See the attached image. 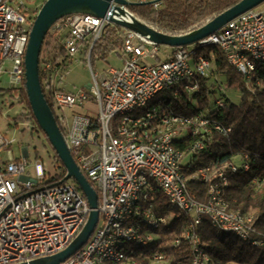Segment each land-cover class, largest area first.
Listing matches in <instances>:
<instances>
[{
  "label": "built area",
  "instance_id": "obj_1",
  "mask_svg": "<svg viewBox=\"0 0 264 264\" xmlns=\"http://www.w3.org/2000/svg\"><path fill=\"white\" fill-rule=\"evenodd\" d=\"M127 3L151 2L158 8L161 0H123ZM42 2L37 0H0V90H19L24 85V54L30 33L29 16L38 11ZM111 27L122 38L118 51L119 68L107 66L92 73L93 83L87 90L60 91L53 94V104L65 128V143L79 171L88 180L98 197V221L87 242L61 264H96L95 255L114 234H107L108 220L126 210V202L137 192H130L132 176L139 169H147L156 177V197L159 194L170 207L189 217L184 231L178 237H168L173 213H162L155 207L154 196L148 192L149 209L139 210V218L156 220V252L148 254L156 262L172 263L163 248H178L185 243L190 264H208L209 258L196 229L204 217L211 227L221 233L233 234L243 242L260 246L251 239L254 229L252 216L228 212L221 196L228 186L227 172H247L246 157H234L221 168L210 164L185 176L183 169L191 162V153L200 151L198 141L191 153L185 155L174 147L187 134L211 135V130L226 134L229 128L212 120L211 115L225 108L222 97L216 98L209 108L190 116L167 108V99L181 94L188 97L199 93L200 79L213 75L211 63L199 50L217 47L227 64L248 79L257 63H264V8H253L225 24L214 34L194 44L182 47L156 45L143 36L119 28L108 21L91 15L74 14L57 21L52 33L67 30L68 36L60 43L68 58H74L82 43L92 44ZM89 58V53H88ZM152 61V62H150ZM41 70L47 73L50 65ZM61 68L55 71L58 74ZM156 93V122L143 119L128 122L117 119L121 130L129 131V139H121L107 126L109 113L119 108H134L144 96ZM165 96L158 99L159 94ZM94 111L96 116H89ZM68 113H72L68 121ZM156 124V131H155ZM14 138L0 132V264L27 263L62 251L81 231L90 208L75 183L61 180L46 185L43 164L34 163V178L26 171L28 154L14 158L10 147ZM26 150V149H25ZM5 156L3 159L2 156ZM239 158V163L234 162ZM204 183L206 201H198L187 188L188 180ZM256 179L252 183L258 185ZM264 183V181H263ZM139 185H145L139 182ZM138 189V187H137ZM21 198L29 199V206H21ZM8 204H15V213H8ZM157 206V205H156ZM127 231L128 226H117L115 234ZM119 264V262H118Z\"/></svg>",
  "mask_w": 264,
  "mask_h": 264
},
{
  "label": "trees",
  "instance_id": "obj_2",
  "mask_svg": "<svg viewBox=\"0 0 264 264\" xmlns=\"http://www.w3.org/2000/svg\"><path fill=\"white\" fill-rule=\"evenodd\" d=\"M239 1L164 0L157 9L151 5L131 6L127 9L134 18L155 31L167 36H181L202 27ZM67 36V30L49 32L44 38L39 55V80L42 91L63 137H65V128L54 107L53 94L56 90H65L57 89L53 85V76L57 69L66 70L72 62V58L67 57L60 45ZM90 45L91 40L88 39L82 43L80 50L86 56L89 53V62L91 64L95 61L107 63L111 55H118L122 47V38L114 28L107 27L101 37L92 44L91 50H89ZM199 53L211 63L213 75L200 79L199 93L192 97L181 94L176 99H167L164 105L177 114L190 116L209 108L216 99V93L223 86L226 91L234 92L238 100L234 102L221 95L226 106L221 111L213 113L211 118L224 130L229 128L230 131L223 134L211 128L209 129L211 135L205 139L199 134H187L177 140L174 147L187 155L195 148L198 141L203 143L200 151L191 153V162L182 170L185 176L210 164H217L221 168L234 157H246L248 171L227 172L229 182L221 199L228 212L252 216L251 225L254 232L251 239L260 241L262 245L253 246L249 242L241 241L233 234L221 233L211 227L206 217L202 219L196 231L208 255V264H264V63H257L249 78L245 79L240 72L227 64L217 47H204L199 50ZM44 63L50 65L47 73L41 70ZM219 79L222 81L219 82ZM0 95H8L13 100L12 104L23 107L24 112L16 115L15 119L31 123V135L42 134L45 138L50 148L53 169V173L48 174L43 167L46 175L45 183L46 185L58 183L63 179L66 171L31 113L25 80L21 89L0 90ZM157 102L158 100L155 99L152 104L156 105ZM253 179L261 182L256 185L252 183ZM70 181L75 183L73 180ZM186 185L189 192L195 195L196 200L206 201L207 186L204 183L191 179L186 182ZM76 188L79 190L77 186ZM153 202L162 213H173V224L169 229L168 237H178L189 222V217L170 207L159 194L156 197L155 193ZM161 251L167 253L172 263L190 264L185 243H181L178 248H163ZM135 260L138 264H149L147 259L137 255Z\"/></svg>",
  "mask_w": 264,
  "mask_h": 264
},
{
  "label": "water",
  "instance_id": "obj_3",
  "mask_svg": "<svg viewBox=\"0 0 264 264\" xmlns=\"http://www.w3.org/2000/svg\"><path fill=\"white\" fill-rule=\"evenodd\" d=\"M164 1V0H161ZM264 0H240L202 27L181 36L159 33L134 18L131 6H149L146 3H127L123 0H45L33 21L24 54L25 90L31 113L39 128L65 168L60 183L73 180L88 202L90 212L78 235L60 252L20 264H61L74 255L89 239L98 221V197L88 180L79 171L59 130L55 116L44 97L39 80V55L45 36L51 27L64 17L74 14L91 15L145 37L156 45L182 47L208 37L239 15L258 7Z\"/></svg>",
  "mask_w": 264,
  "mask_h": 264
},
{
  "label": "bare ground",
  "instance_id": "obj_4",
  "mask_svg": "<svg viewBox=\"0 0 264 264\" xmlns=\"http://www.w3.org/2000/svg\"><path fill=\"white\" fill-rule=\"evenodd\" d=\"M38 11H32L29 16L30 30ZM52 33V29L49 31ZM156 99V93H149L141 98L138 107L119 108L117 112L109 113L107 126L113 133H120L121 139H129V131L121 130V123L117 119H125L135 122L143 119L147 113L156 109L152 102ZM149 121L156 122V112L149 114ZM156 131V124H155ZM143 182L145 185H139ZM138 187V189H137ZM130 192H137L135 198L126 202V210L119 211L115 218L108 220L107 234H114L112 239L100 249V254L95 255L96 264H138L135 255L147 259L149 264L156 262V258H150L148 254L156 252V237L147 239V234H156V220L139 218V210L149 209L148 192L155 197L156 177L147 169H139L132 176ZM21 206H29L28 198H21ZM8 213H15V204H8ZM117 226H128L127 231H119L115 234Z\"/></svg>",
  "mask_w": 264,
  "mask_h": 264
},
{
  "label": "rangeland",
  "instance_id": "obj_5",
  "mask_svg": "<svg viewBox=\"0 0 264 264\" xmlns=\"http://www.w3.org/2000/svg\"><path fill=\"white\" fill-rule=\"evenodd\" d=\"M42 2L44 0H37ZM41 4V5H42ZM258 8H264V3L258 6ZM50 31V30H49ZM49 33V32H48ZM68 71L62 70L58 74L53 76V85L57 89H62L70 92L75 90H87V86L93 83L92 73L101 72L107 66L119 68L121 62L111 55L108 58V62L104 63L101 61H95L93 64L89 62L90 56H86L81 51L73 58ZM84 59V60H83ZM152 62V61H150ZM219 82L222 79L218 80ZM60 85V86H57ZM221 95L228 97L230 100L237 102L238 97L234 92L226 91L223 86L220 88L219 92L216 93L215 98L220 97ZM164 94H159L158 99L164 97ZM13 100L8 95H0V132L3 136L7 138H14L15 142L11 145L10 150L14 158L21 156V150L26 151V156L28 154V166L27 173L30 178H34V163L35 160L41 161L43 167L45 168L46 173L52 174L53 169L51 166V152L45 138L42 134H30L31 123L28 121H19L16 120V115L23 113V107L18 104H12ZM89 116H96L94 111L88 112ZM68 121H71L72 113L67 115ZM26 149V150H25ZM5 159V156H2ZM36 158V159H35ZM239 158H235L234 162L239 163ZM151 264H167L165 262H153Z\"/></svg>",
  "mask_w": 264,
  "mask_h": 264
},
{
  "label": "crops",
  "instance_id": "obj_6",
  "mask_svg": "<svg viewBox=\"0 0 264 264\" xmlns=\"http://www.w3.org/2000/svg\"><path fill=\"white\" fill-rule=\"evenodd\" d=\"M115 57H117V59L121 62V60H120V57L119 56H115ZM74 59L72 58V61H73ZM72 63V62H71ZM71 63L69 64V66L67 67V69H66V71H68V69H69V67H70V65H71ZM57 86H60V85H57ZM61 87V86H60ZM63 89V88H62Z\"/></svg>",
  "mask_w": 264,
  "mask_h": 264
}]
</instances>
